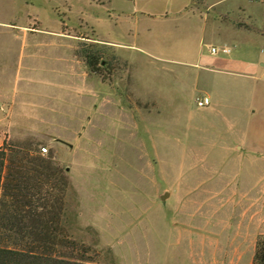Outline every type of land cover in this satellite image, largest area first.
<instances>
[{
  "label": "rangeland",
  "instance_id": "374dc122",
  "mask_svg": "<svg viewBox=\"0 0 264 264\" xmlns=\"http://www.w3.org/2000/svg\"><path fill=\"white\" fill-rule=\"evenodd\" d=\"M182 1L0 0L2 47L20 45L14 23L53 29L59 16L79 41L115 44L120 64L105 72L115 109L101 126L46 124L22 100L0 111V147L33 139L67 172L80 201L69 192V209L92 227L75 237L99 264H253L264 235V164L250 166L237 129L197 105L198 69L181 62L221 44L218 22L200 0ZM17 66L16 50L0 51V79Z\"/></svg>",
  "mask_w": 264,
  "mask_h": 264
},
{
  "label": "crops",
  "instance_id": "0c3cea01",
  "mask_svg": "<svg viewBox=\"0 0 264 264\" xmlns=\"http://www.w3.org/2000/svg\"><path fill=\"white\" fill-rule=\"evenodd\" d=\"M200 3L205 5L206 15L214 13L218 25L211 31L221 44L211 45L217 47L216 53L202 48L196 61L181 62L198 69L196 83L203 92L200 96L212 99L205 112H218L240 133V142L234 146L240 150L238 155L247 157L250 166L264 164V0ZM183 5L176 12L187 11V4ZM34 16L29 17L39 20ZM59 18V26L53 29L8 23L12 26L10 34L15 39L20 37L21 43L18 47L0 45L1 52L18 53L14 79H0V111L12 114L15 102L22 100L25 110L35 111L41 122L73 126L83 132L107 122L115 109V94L107 81L91 74L87 64L76 56L80 41L63 28L67 22ZM93 40L115 47L98 38ZM224 48L230 51L224 52ZM13 127L10 119L9 136ZM45 131L52 134L48 128Z\"/></svg>",
  "mask_w": 264,
  "mask_h": 264
},
{
  "label": "trees",
  "instance_id": "16d2710c",
  "mask_svg": "<svg viewBox=\"0 0 264 264\" xmlns=\"http://www.w3.org/2000/svg\"><path fill=\"white\" fill-rule=\"evenodd\" d=\"M112 48L80 41L75 54L91 74L107 81L114 63L120 64V58L109 53ZM106 58L107 65H102ZM69 192L79 207L78 191L53 153L45 156L30 138L4 142L0 147V264H99L88 254L89 247L75 237L92 227L81 226L78 208L69 209ZM253 264H264L263 234Z\"/></svg>",
  "mask_w": 264,
  "mask_h": 264
},
{
  "label": "built area",
  "instance_id": "2783aa9c",
  "mask_svg": "<svg viewBox=\"0 0 264 264\" xmlns=\"http://www.w3.org/2000/svg\"><path fill=\"white\" fill-rule=\"evenodd\" d=\"M223 50H224V52H229V51H230L229 48H224ZM211 51H212L213 53H216V52L218 51V49H217V47L212 46V47H211ZM211 102H212V99H211V97L208 96V95H203V96H199V97H197V105H198L199 107H207V106H209V105L211 104ZM48 150H49V149H48L47 146H42V147H41V152H42L43 154L47 153Z\"/></svg>",
  "mask_w": 264,
  "mask_h": 264
}]
</instances>
